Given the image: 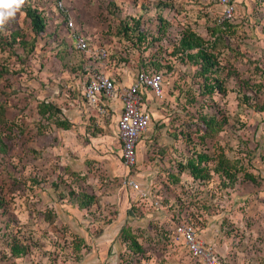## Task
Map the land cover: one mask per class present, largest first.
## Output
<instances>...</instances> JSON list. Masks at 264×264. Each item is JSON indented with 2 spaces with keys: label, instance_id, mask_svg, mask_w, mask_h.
I'll return each instance as SVG.
<instances>
[{
  "label": "rangeland",
  "instance_id": "1",
  "mask_svg": "<svg viewBox=\"0 0 264 264\" xmlns=\"http://www.w3.org/2000/svg\"><path fill=\"white\" fill-rule=\"evenodd\" d=\"M216 1L24 0L0 25V228L21 231L39 248V264L44 256L43 264H75L76 245L110 247L102 264H198L173 239L174 214L215 250L255 247L259 253L251 257L264 264V231L248 233L251 241L244 235L254 226L246 202L261 183L250 185L242 175L256 167L254 150L264 163V0H236L229 26L220 29L223 39L209 48L218 33L210 32L219 25ZM37 12L39 34L30 20ZM74 27L90 47L110 44L118 51L128 42L129 55L112 53L115 62L106 65L115 70L122 64V79L147 61L162 71L163 96L151 99L150 122L131 169L119 159L115 112L95 115L84 107L81 88L99 63L72 46ZM189 28L206 41L202 48L213 63L204 75L217 79L219 91L203 93L197 59L173 52ZM40 102L50 106L44 114ZM210 117L219 122L217 130L200 141L201 121ZM192 150L210 156L221 151L234 161V183L214 172L206 181L186 171L174 180L175 162ZM125 178L157 196L160 207L140 200ZM84 196L90 197L86 205ZM47 212L54 214L52 222ZM122 230L136 236L141 253L128 250ZM227 254L232 263L221 256L220 262L234 264L236 253Z\"/></svg>",
  "mask_w": 264,
  "mask_h": 264
},
{
  "label": "built area",
  "instance_id": "2",
  "mask_svg": "<svg viewBox=\"0 0 264 264\" xmlns=\"http://www.w3.org/2000/svg\"><path fill=\"white\" fill-rule=\"evenodd\" d=\"M216 2L220 7L217 24L229 22L235 11L236 0H217ZM66 25L68 28H72L70 20H67ZM72 38L73 43L71 44L76 50L85 53L88 61L92 60L94 63H99L96 69L89 73L81 88L80 96L84 99L85 108L95 115H105L110 111L115 112L117 108L114 123L120 145L119 158L125 168L131 169L137 161L136 146L138 140L150 122L149 105L151 99L157 100L163 96L164 78L162 71L148 65H138L134 73L122 80L123 83H121L118 81L117 73H105L99 68H104L106 65H112L115 62L113 57L110 60L112 53L119 52L122 58L127 57L129 55L126 54L128 52L126 48L129 45L127 41L123 43L125 49L120 48L117 51L110 44L90 47L86 34L76 28L72 31ZM125 39L129 41L127 37ZM121 66L122 64L118 63L115 69L119 71L118 67ZM121 70L122 68H120ZM124 71L123 69L122 72ZM193 151L195 150H192L188 156H191ZM188 156L179 161L185 162ZM207 164L211 165L210 162ZM123 183H126L130 191H134L140 200H146L153 208L160 207L159 200L156 199L157 196H149L148 191L134 179L125 178ZM174 218L177 219V222L172 230L173 239L183 244L187 253L198 264H222L212 242H205L200 239L190 222L183 221L177 214H174Z\"/></svg>",
  "mask_w": 264,
  "mask_h": 264
},
{
  "label": "trees",
  "instance_id": "3",
  "mask_svg": "<svg viewBox=\"0 0 264 264\" xmlns=\"http://www.w3.org/2000/svg\"><path fill=\"white\" fill-rule=\"evenodd\" d=\"M30 20H31V29L34 33H40L42 27V24L40 22V14L37 13H30ZM137 25V22H136ZM222 26H229L228 22H223L221 25H216L211 28V34L215 33V31H218V33L213 37V40L210 43L209 48L212 46H215L216 43L221 41L222 36L220 35V29ZM187 29V28H186ZM143 38V36H142ZM206 41L200 37L198 34H196L194 31H192L190 28L189 30L182 33L180 39L177 41V44L174 48L173 52L180 51L184 54L185 59L191 60L193 57L194 59H197L199 67H201V75L203 79L202 87L204 89L203 93L210 94L212 90L216 89L217 91L220 90V84L217 83V79L215 77H211L210 75H204V72L207 70V66L212 64L213 62L210 60V57L212 56L209 52L205 51V49L202 48L203 44ZM202 48V49H201ZM215 55V54H214ZM186 59V60H187ZM199 60V61H198ZM196 61V60H195ZM143 64V62H142ZM145 65L151 66L155 69L157 68V64L153 62L147 61ZM212 80L211 82H209ZM50 106L47 103L40 102L38 105V111L40 114H44L49 110ZM3 119V118H2ZM203 125V133L199 135L200 141L204 140L206 136H213L216 132V128L214 127L215 124H219L218 121H216L214 118L210 117L208 120L202 119L201 121ZM217 127V126H216ZM209 129L211 130L209 132ZM209 133V134H208ZM212 133V134H211ZM220 154V155H219ZM221 151L217 153V155H208L207 153L203 151L192 152L191 156H188L185 160V162L182 161H176V174L173 175L174 180L178 181V174L186 171L187 174L192 178L196 180H207V178L210 177V172H214L215 174H219L220 178H226L228 184L234 183L235 175L237 174V170L235 167V162L230 161L228 158H224V154ZM219 155V156H218ZM213 156V157H212ZM222 156V159H221ZM210 162L211 165H208L207 163ZM244 179H248L250 181H254L253 177L251 175H248L247 173H242ZM85 197V196H84ZM90 202V197H85V199H81V203L83 205L88 204L86 202ZM124 236L123 240L124 242H127L128 250L132 253H141V245L139 244L137 238L135 235L131 234L129 230H122ZM78 250V246L74 247V251Z\"/></svg>",
  "mask_w": 264,
  "mask_h": 264
},
{
  "label": "crops",
  "instance_id": "4",
  "mask_svg": "<svg viewBox=\"0 0 264 264\" xmlns=\"http://www.w3.org/2000/svg\"><path fill=\"white\" fill-rule=\"evenodd\" d=\"M132 10L135 12L138 11L137 7H134V9ZM99 69L105 73H109V72L117 73V77L118 76H120V78L122 77L121 74L123 72L120 74V72L117 71V69L110 70L106 67L99 68ZM129 76L130 74H127V75L125 74V78H128ZM125 78L123 79L121 78V80H124ZM116 113H117V108H116L115 114ZM116 135H117V132H116ZM139 142L137 144V150H138V145H140ZM253 154H254L253 162H254V166L256 167H253L251 171L255 175H251L252 172L251 174L248 172H245V173H247L248 175H251L254 181L259 180L261 184L259 188L256 189L257 191H255L256 195H253L254 200L247 201L246 207H245L246 212L249 211L250 215L254 217L253 219L254 226H251L250 229H246L245 227V231H244V235H246L250 241L253 239V237L251 239L250 234L248 233H251V235L254 236L260 231L261 235H263V231H264V163L261 164V159L258 160V158H255L259 154L257 150H254ZM245 180L249 181L248 184L250 185L253 184L252 181L248 179H245ZM244 195H239V198H243ZM53 202L54 201L46 202V208H49L50 204L51 203L53 204ZM248 205L252 207L251 210H249V208L247 207ZM51 214L52 215H49L48 212L46 213V216L48 217L49 222H52L53 218H55L54 214L53 213ZM239 226L243 227L244 225L242 224V222L239 221ZM215 231L216 230L213 229L212 233L215 234ZM78 235L82 236V234L79 232H78ZM226 236L227 238L230 237L228 235ZM215 237H217V235ZM212 240L213 238L211 239V241ZM263 242H264V238H263ZM43 248H49V247H43ZM225 248L226 249H224V247H217L216 253L218 254L219 258L221 257L224 258L223 260L224 261L226 260L227 263H232L231 260L227 257L228 255L227 253L229 250L230 251L233 250V252L236 253L235 261H233L234 264H259V258L256 259V258L251 257L252 255H255V252L256 254L259 253L258 251H255V247H243L242 249L240 247L239 248L225 247ZM38 250L39 248L30 246L29 243L23 239L21 231H16V230L11 231L6 228L5 229L0 228V264H39ZM110 251H112L110 247H78V250L75 251V253H78L79 256H78V261L75 262V264H102L104 259H106L107 254L108 253L110 254ZM114 252L110 256V258L114 256ZM41 260L44 263L45 260H47V257L44 256V259H41Z\"/></svg>",
  "mask_w": 264,
  "mask_h": 264
},
{
  "label": "clouds",
  "instance_id": "5",
  "mask_svg": "<svg viewBox=\"0 0 264 264\" xmlns=\"http://www.w3.org/2000/svg\"><path fill=\"white\" fill-rule=\"evenodd\" d=\"M23 3L24 0H0V25H3L7 18L14 16Z\"/></svg>",
  "mask_w": 264,
  "mask_h": 264
},
{
  "label": "bare ground",
  "instance_id": "6",
  "mask_svg": "<svg viewBox=\"0 0 264 264\" xmlns=\"http://www.w3.org/2000/svg\"><path fill=\"white\" fill-rule=\"evenodd\" d=\"M99 122V121H98ZM100 123V122H99ZM98 125V124H97ZM135 167V166H134Z\"/></svg>",
  "mask_w": 264,
  "mask_h": 264
}]
</instances>
